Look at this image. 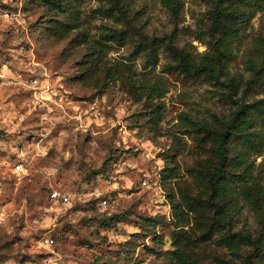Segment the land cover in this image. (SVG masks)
Returning <instances> with one entry per match:
<instances>
[{
  "label": "rangeland",
  "instance_id": "obj_1",
  "mask_svg": "<svg viewBox=\"0 0 264 264\" xmlns=\"http://www.w3.org/2000/svg\"><path fill=\"white\" fill-rule=\"evenodd\" d=\"M125 1L147 34L176 31V45L196 58L209 50L216 0H180L177 19L161 0ZM107 8L108 0H0V264H178L177 248L191 264H245L219 244L222 233L198 240L214 212L190 205L207 202L216 159L211 139L182 120L213 122L235 105L202 79L164 71L163 49L153 67L131 40L105 44L102 35L121 27ZM246 9L227 65L242 86L264 43V9ZM263 96L264 88L250 95ZM249 160L264 186V149ZM55 190L69 200H54ZM230 199L231 229L256 236L259 213L240 189Z\"/></svg>",
  "mask_w": 264,
  "mask_h": 264
},
{
  "label": "trees",
  "instance_id": "obj_2",
  "mask_svg": "<svg viewBox=\"0 0 264 264\" xmlns=\"http://www.w3.org/2000/svg\"><path fill=\"white\" fill-rule=\"evenodd\" d=\"M161 1L172 18L177 19L182 8L180 0ZM247 7L263 10L264 0L215 1L208 12L209 50L199 58L187 47L176 45V31L162 36L147 34L137 24L125 0H108L105 12L121 27L108 29L102 35V41L105 44H122L131 40L134 53L144 55L147 65L153 67L159 64L160 51L163 49L169 59L163 67L164 71L175 72L187 79H202L218 87L221 98L235 105L228 117L216 118L213 122L199 123L192 118L182 117L190 130L205 133L204 136L211 139L216 159L214 168L207 171V186L210 191L207 202L200 199L189 205L193 210L207 208L214 212V220L198 239L200 242L222 233L219 244L227 248L233 257L241 259L245 264H258L264 262V186L256 181L253 175L254 165L249 158L253 154L261 155L264 149V130L256 125L257 120L264 122V96L251 98L250 95L253 91L264 88V43L259 44L258 58L248 60L247 70L251 73V78L243 86L240 79L227 76V65L234 51L233 42L240 32L239 27L247 19ZM99 54L101 55L100 51ZM140 88L158 97L163 96L159 86L143 83ZM165 172L167 177L173 175L172 169L168 167ZM249 185L256 187L257 194L249 191ZM238 189L259 213L260 229L256 236L231 229L232 218L228 204L233 201L230 197ZM172 204L174 203L171 206L175 208L176 214L184 216ZM172 255L178 264H191L189 255L178 248L172 251ZM219 262L223 264L222 261Z\"/></svg>",
  "mask_w": 264,
  "mask_h": 264
},
{
  "label": "built area",
  "instance_id": "obj_3",
  "mask_svg": "<svg viewBox=\"0 0 264 264\" xmlns=\"http://www.w3.org/2000/svg\"><path fill=\"white\" fill-rule=\"evenodd\" d=\"M17 169H20V165L17 164L16 165ZM51 197L56 200V201H63V202H67L69 200V197L66 194H62L59 190H55L51 193ZM47 242H49L50 244H52L54 241L53 239H47Z\"/></svg>",
  "mask_w": 264,
  "mask_h": 264
}]
</instances>
